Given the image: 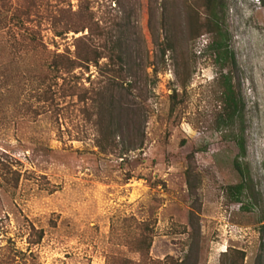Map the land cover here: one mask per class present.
I'll return each instance as SVG.
<instances>
[{
    "label": "rangeland",
    "instance_id": "rangeland-1",
    "mask_svg": "<svg viewBox=\"0 0 264 264\" xmlns=\"http://www.w3.org/2000/svg\"><path fill=\"white\" fill-rule=\"evenodd\" d=\"M79 1L71 0L74 8ZM89 1L100 24L117 14V23L129 20L138 32L148 97L142 148L124 160L100 152L76 98L58 94L47 57L77 34L54 37L43 18L0 25V163L19 174L14 186L15 175L0 169V262L11 255L19 264H115L117 254L134 256L122 233L138 219L154 225L153 259L223 264L241 251L243 264H264L262 0H222L225 64L206 35L182 39L184 88L169 53L155 61L149 0ZM155 1L157 29L161 0ZM187 16L185 9L176 22L185 26ZM220 73L232 76L243 106L231 122L217 125ZM88 75L95 79L97 69L91 66ZM174 89L182 102L171 113ZM236 164L246 186L233 201L227 188L241 181Z\"/></svg>",
    "mask_w": 264,
    "mask_h": 264
},
{
    "label": "trees",
    "instance_id": "trees-1",
    "mask_svg": "<svg viewBox=\"0 0 264 264\" xmlns=\"http://www.w3.org/2000/svg\"><path fill=\"white\" fill-rule=\"evenodd\" d=\"M153 2L156 1L149 0L148 11L150 33L156 49L155 61L158 58L164 61L165 55L170 54L180 87L186 86L183 73L188 69L186 62L180 59L182 39L206 35L208 46L215 53L216 60L227 63V36L220 27L219 18L224 7L222 0H161V23L157 29L153 26ZM115 3L117 6V0ZM262 3L264 5V0ZM185 9L188 11L187 23L182 26L176 22V17ZM39 18L48 22L54 37L63 40L70 33L78 35L63 50H54L48 55L47 67L57 81L60 97L76 98L81 105L80 112L93 131L95 146L100 152L116 154L123 160L127 152L141 149L144 142L141 126L147 120L145 104L148 97L144 89L142 72H145V66L139 37H136V27L131 26L129 20H126L127 24L117 23V14L108 23L100 24L90 8L89 0H80L75 8L71 0H0V25L3 27L9 21L22 26ZM36 34L37 32L32 31L34 44ZM91 66L97 69L98 74L93 80L89 75L84 78ZM157 70L156 67L153 68L155 73ZM84 80L89 82L88 85ZM219 85L221 105L217 112V125L231 122L243 106L231 75L220 73ZM170 100V112L173 113L182 102L176 89L170 95ZM240 149L244 154L243 142L240 143ZM188 157L192 158L193 153ZM236 166L241 173V181L227 188L229 198L233 201L240 200L246 186L245 174L239 165ZM2 168L6 174L15 175L13 185L17 186V171L11 170L10 164L0 163V169ZM187 182L191 194H194L190 179ZM153 226L149 221L136 219L134 230L122 233L124 244L134 256L117 254L115 264H187L185 260L170 256L163 260L150 256ZM42 234L40 230L36 243L40 241ZM226 253L224 256H228ZM243 260V252L238 251L222 263L243 264ZM0 264L19 263L10 255L2 259Z\"/></svg>",
    "mask_w": 264,
    "mask_h": 264
}]
</instances>
